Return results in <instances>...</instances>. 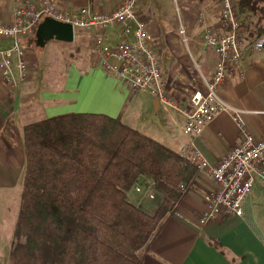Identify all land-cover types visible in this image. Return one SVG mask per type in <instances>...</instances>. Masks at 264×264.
<instances>
[{"label": "crops", "instance_id": "crops-1", "mask_svg": "<svg viewBox=\"0 0 264 264\" xmlns=\"http://www.w3.org/2000/svg\"><path fill=\"white\" fill-rule=\"evenodd\" d=\"M55 1L60 9L66 11L88 7L95 12L109 13L123 0ZM240 1L234 0L235 9ZM16 3L17 0H0V24L8 25L12 22ZM172 3L175 4V12V9L172 10ZM136 9L138 19L146 25L147 45L160 61L159 67L167 92L183 108L188 94L187 87L192 83L197 87L201 86L199 74L209 79L218 58L214 50H209L200 42L203 26L213 30L220 27L218 0H137ZM238 19L241 20V14H238ZM181 27L186 35L184 45H181L178 33ZM242 35L244 43L241 60L231 66L224 83L218 87V94L230 107L243 112L247 132L264 139V48L253 51L251 43L257 36L247 38L243 31ZM34 37L20 39L25 51L28 78L24 82H18L13 68L16 84L13 89L0 78V204H5L6 198L11 195L19 196L20 201L24 169L22 128L25 124L37 118L67 112L110 115L93 109L73 110L72 107L77 105L78 100H84L89 90L95 87L99 90L96 100H101L102 94L110 93L111 97L114 95L119 98L120 91L128 92L131 97L138 93L128 91L116 79L105 76L94 55L95 33L76 30L73 41L65 46H69L67 50L77 53L79 64L72 62L74 65L47 69L49 71H45L44 75H51L50 79L59 76L56 79H61V84L53 86L47 83L46 92L41 91L37 96L34 80L38 79L39 71L31 53L36 47ZM100 37L108 47L115 46L124 38L131 39V35H123L120 26L108 27ZM190 40L196 48L199 64L188 48ZM9 45L8 40L0 41V49L8 48ZM57 50H60L59 44ZM62 52L64 50L59 51ZM15 60L13 58L14 62ZM81 61L83 68H79ZM56 62L58 67L60 62ZM193 63L198 65L199 72L195 71ZM85 76L88 77L81 86ZM147 96L153 100L155 111L160 108L165 112L166 127L148 128L146 133L149 135L141 133L178 152L186 143V138L179 130L184 121L180 111L164 108L154 102V97ZM32 102L37 108L35 112L30 106ZM27 108L29 111H26ZM240 140L241 132L232 118L228 113H222L193 140V147L208 166H213L237 146ZM214 188L205 171H198L177 202L175 212L163 223L147 250L142 253L141 264H264V226L258 223L254 212L256 201L261 194L264 195V182L256 180L253 184L243 204L241 217L219 216L199 226L197 219L206 208L203 195ZM6 239L0 236V244L6 246Z\"/></svg>", "mask_w": 264, "mask_h": 264}, {"label": "trees", "instance_id": "trees-1", "mask_svg": "<svg viewBox=\"0 0 264 264\" xmlns=\"http://www.w3.org/2000/svg\"><path fill=\"white\" fill-rule=\"evenodd\" d=\"M236 10L241 34L264 35V0H241ZM22 145L7 264H141L198 172L165 144L102 113L32 121ZM139 180L152 182L153 200L134 194ZM130 193L141 200L130 202Z\"/></svg>", "mask_w": 264, "mask_h": 264}, {"label": "built area", "instance_id": "built-area-1", "mask_svg": "<svg viewBox=\"0 0 264 264\" xmlns=\"http://www.w3.org/2000/svg\"><path fill=\"white\" fill-rule=\"evenodd\" d=\"M218 3L220 27L213 30L203 26L200 38L201 44L214 50L218 58L209 79L198 73L201 86L192 83L187 87L183 108L167 92L158 56L147 45L146 25L137 17V0H123L109 13L95 12L88 7L66 11L60 9L55 0H17L12 22L0 24V41L10 42L8 48L0 49V78L10 89L16 85L13 68L18 82L28 78L25 51L20 39L32 37L44 19L68 24L73 33L76 30L95 33L93 50L103 73L116 79L132 93L146 92L160 106L180 111L184 121L179 130L186 143L178 153L190 161L197 171H205L215 186L203 195L206 208L198 217L197 224L203 226L219 216L241 217L243 204L253 184L256 180L264 182V139L247 132L243 112L230 107L218 94V87L224 83L231 66L241 60L244 43L234 0H218ZM112 26H120L123 35H131V39L124 38L113 47L104 45L100 36ZM178 33L182 42H186L184 28H180ZM263 48L264 35H261L252 41L251 49L260 51ZM193 66L199 72L198 65L193 63ZM222 113L230 115L241 132V140L215 165L208 166L194 149L193 140ZM152 185L150 181L145 183L139 180L133 187L134 194L153 200Z\"/></svg>", "mask_w": 264, "mask_h": 264}, {"label": "rangeland", "instance_id": "rangeland-1", "mask_svg": "<svg viewBox=\"0 0 264 264\" xmlns=\"http://www.w3.org/2000/svg\"><path fill=\"white\" fill-rule=\"evenodd\" d=\"M171 7L172 10H174L175 4L172 3ZM175 11L176 9L174 10V12ZM58 44L60 50H64V52L59 53L60 50L59 51L57 50ZM66 44L69 43L49 40L46 41L45 45L42 48L35 47L31 51L32 55H34L36 59L35 65L37 66V70L39 71L37 73L38 79L34 80L35 81L34 90L37 91L36 92L37 96L39 95V93H41V91L46 92V90L48 89L47 83H51L53 86H57L61 84V79L59 80L56 79V77L59 76H54V78L52 77L53 79H50L51 75H44L45 71H49L47 69L63 68L66 67L68 64L72 65L73 63L74 64L78 63L79 56L73 50H67L69 46H65ZM181 45H184L182 41H181ZM188 48L197 62L196 48L194 47L191 40L188 41ZM208 49L212 50L211 48ZM57 60L60 62L58 67H56ZM80 63L81 66H79V68L81 67L83 68L82 61ZM105 76L111 77L106 74ZM86 77L88 76H85L83 78V81L81 82V86L85 82ZM54 80H56V82H54ZM98 92L99 90H97L96 87L94 89H90L89 94L86 96V98L84 100H78V102L76 103L77 105L72 107L73 110L93 109L99 112H106L110 114L109 116L119 119L120 121L126 123L130 127L137 129L138 131L144 134H147L146 132L148 128L160 127L164 129V127H166L165 112L160 108L158 111L154 110L153 100L151 99L150 96H147L149 94L146 95V92L145 93L138 92L131 97L128 96L129 95L128 92L123 91L124 92L123 93L120 91L119 98L115 97L114 95H112L111 97V94L109 93V94H102V97L100 96L101 100H96V98L99 97ZM30 106L33 107L35 112L37 109L35 103L32 102V105ZM26 111H29V108H27ZM132 197H134V195L133 193H130V195L128 196V200L132 203L136 201L138 203L139 200H141V198L136 199V197L134 198ZM18 206H19V196L15 197L14 195H11L9 196V198H6L5 204L4 203L0 204V236L7 238L5 241L8 242L6 243V246L0 244V264H7L8 252L12 242L13 227L18 212ZM4 207H6V209ZM147 212H149V210ZM254 212H256L258 223L264 226V195L263 194H261L258 200L256 201Z\"/></svg>", "mask_w": 264, "mask_h": 264}, {"label": "water", "instance_id": "water-1", "mask_svg": "<svg viewBox=\"0 0 264 264\" xmlns=\"http://www.w3.org/2000/svg\"><path fill=\"white\" fill-rule=\"evenodd\" d=\"M48 40L71 43L73 41V30L68 24L44 19L36 28L35 46L42 48Z\"/></svg>", "mask_w": 264, "mask_h": 264}]
</instances>
